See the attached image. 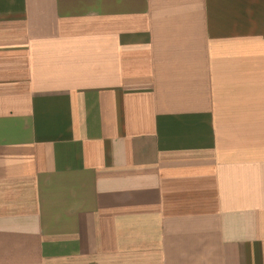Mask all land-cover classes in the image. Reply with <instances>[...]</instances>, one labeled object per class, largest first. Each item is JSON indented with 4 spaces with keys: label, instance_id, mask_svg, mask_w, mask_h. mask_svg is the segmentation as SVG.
Returning <instances> with one entry per match:
<instances>
[{
    "label": "crops",
    "instance_id": "1",
    "mask_svg": "<svg viewBox=\"0 0 264 264\" xmlns=\"http://www.w3.org/2000/svg\"><path fill=\"white\" fill-rule=\"evenodd\" d=\"M0 264H264V0H0Z\"/></svg>",
    "mask_w": 264,
    "mask_h": 264
}]
</instances>
